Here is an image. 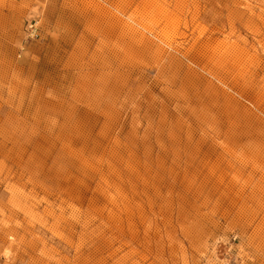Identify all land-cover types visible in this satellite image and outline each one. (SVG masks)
Returning <instances> with one entry per match:
<instances>
[{"label": "rangeland", "instance_id": "1", "mask_svg": "<svg viewBox=\"0 0 264 264\" xmlns=\"http://www.w3.org/2000/svg\"><path fill=\"white\" fill-rule=\"evenodd\" d=\"M0 264H264V0H0Z\"/></svg>", "mask_w": 264, "mask_h": 264}]
</instances>
